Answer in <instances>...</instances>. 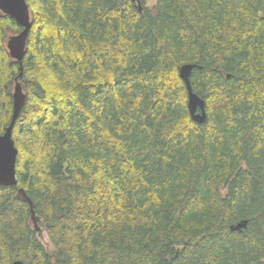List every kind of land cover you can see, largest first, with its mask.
<instances>
[{
  "label": "trees",
  "instance_id": "1",
  "mask_svg": "<svg viewBox=\"0 0 264 264\" xmlns=\"http://www.w3.org/2000/svg\"><path fill=\"white\" fill-rule=\"evenodd\" d=\"M25 1L20 78L0 11V134L26 95L0 264H264V0Z\"/></svg>",
  "mask_w": 264,
  "mask_h": 264
},
{
  "label": "water",
  "instance_id": "2",
  "mask_svg": "<svg viewBox=\"0 0 264 264\" xmlns=\"http://www.w3.org/2000/svg\"><path fill=\"white\" fill-rule=\"evenodd\" d=\"M0 11L5 15L9 16L22 26V30L18 33L8 37V45L10 56L18 62L20 77L22 74V59L25 54V42L28 35V30L30 28V17L29 9L25 0H0ZM194 64L185 63L182 64L178 69V74L180 79L184 82L187 90V109L188 113L193 121L198 124L203 123L206 120L205 103L202 98H200L196 93L192 91L190 84V73ZM17 78H15V85L13 87V112L11 120L8 126L5 128L4 132L0 134V184L1 185H14L15 180V166L18 151L14 145L12 139V128L15 119L23 105L25 95L22 92L20 84L17 83ZM17 197L28 202L30 219L37 227V217L33 210V204L31 199L26 195L22 188L17 191ZM247 225V220L243 219L235 224L230 225V230L240 231L244 229ZM12 264H26L20 260H14ZM46 264H52L48 261Z\"/></svg>",
  "mask_w": 264,
  "mask_h": 264
},
{
  "label": "rangeland",
  "instance_id": "3",
  "mask_svg": "<svg viewBox=\"0 0 264 264\" xmlns=\"http://www.w3.org/2000/svg\"><path fill=\"white\" fill-rule=\"evenodd\" d=\"M151 4H152V0H149L148 1V5H151ZM37 221H38V219H37ZM31 224L34 226L33 222H31ZM35 228H37V230L39 231V235H38L39 236V240L45 245V247L50 249L51 246L49 244V241L47 239V236H46L45 232L42 229H40L39 227H35Z\"/></svg>",
  "mask_w": 264,
  "mask_h": 264
},
{
  "label": "flooded vegetation",
  "instance_id": "4",
  "mask_svg": "<svg viewBox=\"0 0 264 264\" xmlns=\"http://www.w3.org/2000/svg\"><path fill=\"white\" fill-rule=\"evenodd\" d=\"M12 35H14V34H12ZM12 35H10V36H12ZM8 40H9V38H7V39H6V41H5V43H6V44H5V46H6V49H7V51L9 52V49L7 48V45H8V44H7V43H8ZM10 57H11V56H10ZM11 58H12V57H11ZM12 59H13V58H12Z\"/></svg>",
  "mask_w": 264,
  "mask_h": 264
},
{
  "label": "bare ground",
  "instance_id": "5",
  "mask_svg": "<svg viewBox=\"0 0 264 264\" xmlns=\"http://www.w3.org/2000/svg\"><path fill=\"white\" fill-rule=\"evenodd\" d=\"M137 6V5H136ZM147 12V11H146ZM20 78V77H19ZM191 82V81H190ZM26 96V95H25ZM206 103V102H205Z\"/></svg>",
  "mask_w": 264,
  "mask_h": 264
}]
</instances>
